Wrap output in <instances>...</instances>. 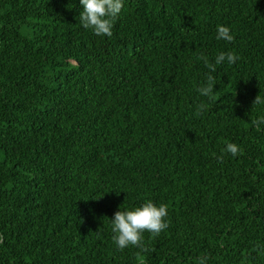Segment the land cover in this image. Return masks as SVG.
<instances>
[{"label":"trees","instance_id":"trees-1","mask_svg":"<svg viewBox=\"0 0 264 264\" xmlns=\"http://www.w3.org/2000/svg\"><path fill=\"white\" fill-rule=\"evenodd\" d=\"M81 11L0 0V264H264V0H124L111 37ZM147 200L169 227L119 249Z\"/></svg>","mask_w":264,"mask_h":264},{"label":"clouds","instance_id":"clouds-1","mask_svg":"<svg viewBox=\"0 0 264 264\" xmlns=\"http://www.w3.org/2000/svg\"><path fill=\"white\" fill-rule=\"evenodd\" d=\"M82 6L80 12V24L85 29H91L97 36L111 37L114 22L118 18L124 7V0H79ZM218 40L232 42L234 40L230 28L220 25L217 27ZM205 66L209 69L206 75V82L201 85L197 91L202 96L211 97L216 85L215 77L211 73L216 71V66L224 63L235 64L239 57L233 52H220L215 57V62H209L206 56H199ZM264 104V98L257 95L253 101V105ZM207 104H200L197 108V114H201L206 110ZM251 123L260 130V125L264 124V115L252 120ZM224 153H230L232 156L242 154V149L235 143H227L223 149ZM218 161L223 160V155L217 157ZM168 215V207L166 204L157 206L151 200H147L142 206L135 207L132 210H118L111 218V229L114 233L112 239L116 246L123 250L129 246L142 247L143 233L149 232L152 236H158L162 231L166 230L169 225L165 218ZM206 257H200L198 264H205Z\"/></svg>","mask_w":264,"mask_h":264}]
</instances>
